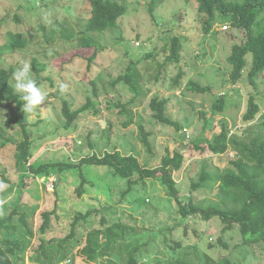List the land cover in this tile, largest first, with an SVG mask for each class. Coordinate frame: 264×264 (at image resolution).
Returning a JSON list of instances; mask_svg holds the SVG:
<instances>
[{"label": "rangeland", "instance_id": "obj_1", "mask_svg": "<svg viewBox=\"0 0 264 264\" xmlns=\"http://www.w3.org/2000/svg\"><path fill=\"white\" fill-rule=\"evenodd\" d=\"M125 1L128 12L119 19L118 28L107 29L101 35V51L89 65L86 57L71 61L77 41H66L59 31L65 24L71 32H82L88 19L89 0H0V69L14 67L16 70L29 64L31 78L36 82L40 79L38 86L46 93L41 106L27 114L31 138L36 147L39 145L30 164L38 166L63 159L78 163L82 157L94 152L103 156L107 151H121L124 155L133 154L143 165L155 168L162 164L167 150L173 152L180 148L185 157L184 164L172 175L182 200L188 202L192 196L198 203L217 202L216 185L193 190V183L199 182L204 169L223 172L237 156L232 149L225 154L211 153L205 139L211 140L220 134L224 125L231 135H240L237 130L244 129L251 131L248 136L254 137V133L263 130L264 73L256 79L255 87L248 76L253 64L252 53L246 55L247 65L240 81L233 83L231 79L229 57L235 41L226 31H235L233 34L238 35V42L246 40L247 33L245 29L235 30L229 19L217 20L213 30L207 31L195 0H166L154 12L150 11L149 0ZM263 26L264 13L253 28L254 32L258 33ZM53 28H57L55 36L47 39ZM18 34L28 41L26 47H11ZM173 35L181 40V61L167 64L171 54L167 41ZM82 52L90 56L93 50ZM34 59L46 66L44 72L35 71ZM131 61L138 62L143 72L148 96L129 106L135 123L125 128L123 123L129 116L121 114L118 108L110 109V105L118 101L128 103L133 97L125 83L113 84L127 71ZM181 71L185 76L181 85H175L174 79ZM191 80L211 86V91L205 94L190 91L187 84ZM10 81L14 87L13 76ZM62 84L66 86L64 91L60 90ZM89 97L99 102L100 113L81 115L75 130L64 128V101L75 110ZM154 97L170 99L166 115L180 123L179 130L155 118L150 107ZM251 97L256 99L261 110L255 121L247 123L243 116ZM222 98L224 109L216 111L214 105ZM14 111V101L0 102V221L11 215L10 223L17 227L16 230H0V238L22 241L23 249L12 257L15 264H101L107 261L108 257H103L97 262L86 263L75 257L85 234L103 227L102 216L107 217L108 226L113 223L125 226L126 243L138 239V245L144 244L136 258L138 264L168 261L175 264L173 261L181 258L202 264L205 254L214 259L229 257L236 264H264V241L252 246L242 245L244 240L239 228L233 226L224 232V225L217 217L209 221L200 216L183 220L177 215L176 201L165 193L158 179H145L122 198L128 188L127 179L114 174L110 166L86 165L84 171L90 183L79 196L80 178L76 171L50 177L35 176L28 169L19 171L15 154L17 144L23 140L22 129L19 125H6ZM202 112L206 113L210 124L206 129ZM141 126L151 133L155 157L150 156L142 142ZM196 144L205 150H198ZM138 178L136 174L133 179ZM91 208L101 209L103 213L92 216L90 224L79 225L77 240L60 246V240L71 232L77 211L86 212ZM45 211L55 213L43 234L40 227ZM178 223L182 224L172 234L167 233L165 240L160 229ZM221 237L228 248L218 244ZM43 240L46 241L44 250L40 248ZM177 243H181L179 251L170 247ZM115 259L127 264L120 258Z\"/></svg>", "mask_w": 264, "mask_h": 264}, {"label": "trees", "instance_id": "obj_2", "mask_svg": "<svg viewBox=\"0 0 264 264\" xmlns=\"http://www.w3.org/2000/svg\"><path fill=\"white\" fill-rule=\"evenodd\" d=\"M166 0H149L150 11L159 7ZM193 1V0H189ZM198 4V13L207 31L214 28V22L219 19H229L230 25L234 29H245L247 39L238 42L235 31H226L230 39L235 41L232 47V53L229 57V62L232 65L231 79L233 83H238L242 78L247 65L246 55L252 53L253 64L249 69L248 76L251 83L257 87L256 79L264 73V26L258 33H255L253 28L258 22L262 13H264V0H244L242 2L233 0H195ZM88 19L81 33L76 34L68 29V26L62 24L60 26L61 36L68 42L77 41L75 45V55L71 61L77 57L87 58L89 65L97 58L101 51L99 38L110 28L119 27V19L123 17L129 10L125 0H89L87 5ZM57 28H53L49 38H53ZM170 42L171 54L167 58L168 63H180L181 61V40L177 35L170 36L167 43ZM28 45V41L21 34L17 35V39L11 43V47L24 48ZM91 49L93 53L90 56H85L82 50ZM75 56V57H74ZM59 57V56H57ZM149 57V54L146 55ZM34 69L37 73L44 72L46 66L39 63L37 59L33 61ZM15 68L0 69V102L14 101L15 111L9 115L6 120V125H19L22 129L23 140L17 144V152L15 154L16 166L19 171L27 170L34 173L35 176L50 177L53 174L63 175L69 172L76 171L80 178L77 193L82 196L85 192V186L90 183L88 181L84 167L86 165L110 166L114 170V174L120 175L128 180V188L122 194V198L128 196L133 187L145 179H158L164 186L165 193L174 198L179 209L177 215L183 220L190 217L200 216L203 220L209 221L214 217L220 219L224 225L223 231L230 230L233 226H237L243 236L242 245L252 246L255 243L264 241V121L262 122L263 130L254 133V137L248 136L249 130H237L240 135H231L228 127L223 126L222 132L215 135L211 140L205 139L208 150L213 154H225L232 149L237 158L231 161V166L223 172H211L204 169L200 175V180L193 183V190L206 187L209 184L216 185L218 189L217 196L219 201L198 203L194 197H190L188 202L182 200L180 189L177 181L172 175L173 172L182 169L184 164V154L182 149L177 148L173 152L167 150V153L162 158V164L155 168L147 167L140 162V159L133 155H124L121 151H107L103 156L93 153L90 156H84L78 163L69 162L66 160H57L54 162H44L38 166L30 164V159L33 156L34 150L39 148L35 146V141L31 138L30 121L27 114L22 111L23 101L21 95L14 90L10 79L13 76ZM38 74V75H39ZM185 73L182 71L174 79V83H182V78ZM143 72L138 66V62L131 61L127 71L118 76L113 82L114 86L120 83H125L133 97L130 102L123 103L118 101L110 105V109L118 108L121 114H127L129 119L123 123L125 128L130 127L135 123V117L129 110V106L137 102H142L148 96L145 90ZM40 78V77H39ZM40 82L38 80L37 84ZM178 84V85H179ZM190 91L205 94L211 91V86H203L198 81L191 80L187 84ZM96 90V89H95ZM97 95V91L94 92ZM170 99H160L154 97L151 100L150 107L154 112L155 118L167 126L180 129L181 125L171 117L166 115V107ZM225 100L220 99L219 103H215L216 111L222 112L224 109ZM260 105L254 99L250 98L248 110L244 114L245 122L250 123L255 121L256 116L260 113ZM92 112L97 115L100 113L99 102L93 97H89L84 105L73 110L68 101H64L62 115L66 120L64 128L69 130L76 129V121L85 113ZM204 117L203 126L208 128L210 124L207 122V115L202 112ZM204 129V130H205ZM142 142L148 150L150 156L155 157L154 148L150 140L151 133L147 132L141 126ZM195 148L204 151L205 147L196 144ZM139 178L134 180V176ZM57 181V180H56ZM103 213L101 209L91 208L86 212L77 211L71 223V232L60 240L59 245L65 246L70 240L78 239L77 228L81 223L84 225L90 224L91 217ZM55 211H45L42 213L43 223L40 231L44 234L50 227L51 217ZM12 216L3 218L0 221V230H16L17 227L10 223ZM22 220L25 222V217L22 215ZM102 228L90 230L83 239L80 240V247L75 257L84 260L86 263L97 262L103 257H108L107 261L101 264H121L115 257L125 261L127 264H138L137 255L142 250L144 244H139L130 241L126 243L125 226L121 223H113L108 226V219L102 216ZM182 223H178L172 227L160 229L168 239L167 233L174 232ZM187 224V223H186ZM105 226V227H104ZM186 229V228H185ZM165 231V232H164ZM187 231V229H186ZM1 232V231H0ZM1 234V233H0ZM140 235V232L137 234ZM80 239V238H79ZM221 237L218 239V244L224 248H228L226 242ZM45 240L42 241L40 248L44 250ZM172 249L181 247V243L170 246ZM23 249V243L20 239H1L0 238V264H15L13 256L18 254ZM114 258H113V257ZM202 264H236L229 257H221L214 259L211 255L205 254ZM175 264H193L185 260L176 259ZM160 264H169L160 263Z\"/></svg>", "mask_w": 264, "mask_h": 264}, {"label": "clouds", "instance_id": "obj_3", "mask_svg": "<svg viewBox=\"0 0 264 264\" xmlns=\"http://www.w3.org/2000/svg\"><path fill=\"white\" fill-rule=\"evenodd\" d=\"M31 67L25 63L22 67H18L13 73L15 80L14 90L17 93H22L23 101L22 111L25 114L34 113L38 106L45 101L46 93L42 86H38L37 82L30 76ZM65 85L60 86V90L64 91Z\"/></svg>", "mask_w": 264, "mask_h": 264}, {"label": "built area", "instance_id": "obj_4", "mask_svg": "<svg viewBox=\"0 0 264 264\" xmlns=\"http://www.w3.org/2000/svg\"><path fill=\"white\" fill-rule=\"evenodd\" d=\"M227 29V27H225Z\"/></svg>", "mask_w": 264, "mask_h": 264}]
</instances>
